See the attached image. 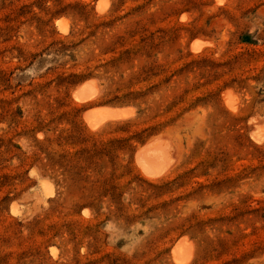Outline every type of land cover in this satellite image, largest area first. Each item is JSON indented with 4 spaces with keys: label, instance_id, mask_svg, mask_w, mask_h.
Returning <instances> with one entry per match:
<instances>
[{
    "label": "rangeland",
    "instance_id": "374dc122",
    "mask_svg": "<svg viewBox=\"0 0 264 264\" xmlns=\"http://www.w3.org/2000/svg\"><path fill=\"white\" fill-rule=\"evenodd\" d=\"M182 239L264 264V0H0V264H175Z\"/></svg>",
    "mask_w": 264,
    "mask_h": 264
},
{
    "label": "bare ground",
    "instance_id": "6f19581e",
    "mask_svg": "<svg viewBox=\"0 0 264 264\" xmlns=\"http://www.w3.org/2000/svg\"><path fill=\"white\" fill-rule=\"evenodd\" d=\"M104 3L105 2L103 1L102 4L104 5ZM102 10H105V7L104 9H101V12ZM59 26H61L60 28L64 27L63 30L66 31L65 28L66 26L64 25L63 26L59 25ZM191 49L198 51L201 50V47L200 45L196 44L193 45ZM98 91L99 90L97 89L94 80H92L86 82L84 85L77 88L73 96L74 99L77 100L78 102L84 103L94 100L98 95ZM228 104L230 107L235 108V105L230 99V97L228 98ZM125 112L121 110L120 111L115 109L113 110L111 107L110 108L97 107L96 109L89 110L88 113L86 114L85 116L86 124L90 129L98 130L108 122H113L125 118L127 114ZM166 144L167 143L163 142L162 139L158 138L148 142L146 145L141 146L138 149V152L136 153L137 165L141 169L142 174L147 178L149 179L160 178L164 174L169 172V170L171 169V165L173 164L174 159L169 150L170 147H168ZM40 189L43 200H46L47 198L52 197L54 195L52 186L46 182L42 184ZM184 242L185 240L183 239L180 240L175 244L173 248V261L175 264L189 263L188 261L191 256V251L189 248L183 245Z\"/></svg>",
    "mask_w": 264,
    "mask_h": 264
}]
</instances>
